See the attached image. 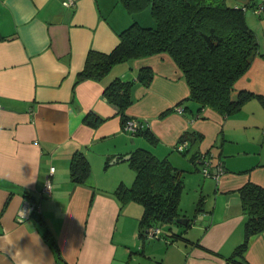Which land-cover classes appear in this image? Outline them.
Masks as SVG:
<instances>
[{
  "label": "crops",
  "instance_id": "crops-1",
  "mask_svg": "<svg viewBox=\"0 0 264 264\" xmlns=\"http://www.w3.org/2000/svg\"><path fill=\"white\" fill-rule=\"evenodd\" d=\"M118 3L0 0V264H237L227 258L244 238L238 189L248 181L264 186V103L253 97L228 115L209 107L198 118L178 112L189 87L167 52L116 63L100 80L76 81L89 49L110 51L133 20L154 24L149 7L130 13ZM228 3L252 4L246 20L264 51V11H254L264 0ZM143 66L152 68V80L134 84L126 113L149 128L154 142L125 130L118 107L103 95L113 78L136 79ZM241 89L264 95V56L235 81L233 96ZM90 111L106 119L86 123ZM185 131L193 132L187 152L175 148ZM138 147L182 169L191 200L202 198L195 214L179 205L190 223L185 239L140 238L141 205L116 196L120 184L134 180L125 157ZM75 150L90 163L84 182L70 177ZM201 154L211 169L223 165L217 179L201 172ZM46 179L50 194L42 192ZM27 202L35 212L20 218ZM243 255L264 264V232L249 238Z\"/></svg>",
  "mask_w": 264,
  "mask_h": 264
},
{
  "label": "trees",
  "instance_id": "trees-1",
  "mask_svg": "<svg viewBox=\"0 0 264 264\" xmlns=\"http://www.w3.org/2000/svg\"><path fill=\"white\" fill-rule=\"evenodd\" d=\"M119 1L130 13L149 6L154 24L144 25L133 20L118 32V42L110 51L89 49L76 81L84 78L100 80L116 63L167 52L188 84L189 94L178 106L190 118L201 117L206 107L222 115L232 114L253 97L264 103V95L247 90H237L233 96L235 81L246 72L255 56H264L246 20V11L252 4L233 6L228 0ZM153 74L151 67L143 66L139 68L136 79L115 77L105 85L103 95L118 107L122 126L127 119L133 118L126 113V109L134 101V84L148 86ZM105 119L94 111L84 117L91 125ZM138 121L133 134H142L148 140L156 141L149 128L141 120ZM192 135L193 132L185 131L177 143L187 141ZM200 137V133L196 134V138ZM182 151L187 152L186 148ZM128 163L135 172L134 180L130 186L120 184L115 194L122 203L133 201L142 205L138 221L139 237H159L160 224L180 225L176 218L181 214L179 202L184 187V171L172 165L166 157H157L142 147L131 151ZM69 170L73 181L86 180L90 163L82 150L73 152ZM238 192L245 216L244 238L227 259L237 264H249L243 255L249 238L264 232V186L248 181L239 187ZM195 207L196 212L202 210V198ZM189 224L182 225V230L178 232H172L169 235L171 240L185 239L183 233ZM150 228H158L159 231L149 236ZM44 235L48 237L47 230H44Z\"/></svg>",
  "mask_w": 264,
  "mask_h": 264
},
{
  "label": "built area",
  "instance_id": "built-area-1",
  "mask_svg": "<svg viewBox=\"0 0 264 264\" xmlns=\"http://www.w3.org/2000/svg\"><path fill=\"white\" fill-rule=\"evenodd\" d=\"M63 4L66 6H72L74 5V0H63ZM254 11L257 13H260L264 11V4H259L254 7ZM176 110L178 112H182V109L180 106L176 107ZM139 125V121L136 118H129L126 120L125 124L123 125V128L131 133L135 132L137 130V127ZM187 147V141L183 140L182 142H179L176 144V149L179 151L184 150ZM196 162L200 163V170L204 175L206 176H213L216 179L219 177V175L224 171L223 167L220 164H217L213 169L209 166V160L207 159L206 155L201 154L197 156ZM54 167H50V171H53ZM52 190L51 183L49 179H46L45 184L43 186L42 192L44 194H50ZM36 207L34 206V203L27 202L24 205L23 211L20 212V218H22L25 215H28L32 211H34ZM159 230L158 228H150L148 230L149 236H152L154 233H157Z\"/></svg>",
  "mask_w": 264,
  "mask_h": 264
},
{
  "label": "rangeland",
  "instance_id": "rangeland-1",
  "mask_svg": "<svg viewBox=\"0 0 264 264\" xmlns=\"http://www.w3.org/2000/svg\"><path fill=\"white\" fill-rule=\"evenodd\" d=\"M118 6L125 7V5L120 4V3H118ZM148 11H149V9L146 8L143 11V14L148 13ZM199 175H201V174L199 173ZM181 195L183 198H182V202L179 203L180 207L187 210L188 214H192L193 212L195 214L196 213V210H195L196 207L195 206H196L197 202L194 203L193 200H191V198L193 197L192 188H190V189H188L187 187L183 188ZM193 206H194V209H193ZM141 209H142V205L140 206V210ZM182 227H183L182 225H177V224H172V225L171 224H160V237L163 238V237H165V235L167 237L170 235L171 232H178V231L182 230ZM145 242H149V240L146 239Z\"/></svg>",
  "mask_w": 264,
  "mask_h": 264
},
{
  "label": "water",
  "instance_id": "water-1",
  "mask_svg": "<svg viewBox=\"0 0 264 264\" xmlns=\"http://www.w3.org/2000/svg\"><path fill=\"white\" fill-rule=\"evenodd\" d=\"M125 158H129V157H125ZM176 221L178 223H182L183 225H185L186 223H188V217H177Z\"/></svg>",
  "mask_w": 264,
  "mask_h": 264
}]
</instances>
